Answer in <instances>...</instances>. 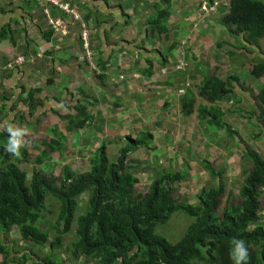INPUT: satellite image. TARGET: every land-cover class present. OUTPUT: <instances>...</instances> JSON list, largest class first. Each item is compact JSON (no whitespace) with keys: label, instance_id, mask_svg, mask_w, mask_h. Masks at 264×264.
Wrapping results in <instances>:
<instances>
[{"label":"crops","instance_id":"crops-1","mask_svg":"<svg viewBox=\"0 0 264 264\" xmlns=\"http://www.w3.org/2000/svg\"><path fill=\"white\" fill-rule=\"evenodd\" d=\"M56 1L61 7L46 0H0V67L26 60L0 77V105H11L10 117L3 114L0 122L15 119L11 126L26 130L23 147L31 138V147L62 139L60 163L77 159L87 172L89 157L102 149L116 160L129 137L143 140L128 158L138 167L134 174L144 185L139 191L164 172L185 173L178 193L189 202L204 187L225 188L237 177L243 183L251 168L244 150L264 158V123L255 99L264 75L251 72L264 64V38L250 45L243 35L226 32L220 20L228 2L205 17L200 11L205 0H172L170 16L162 21L167 32L156 35L150 21L162 0ZM51 21L63 23V29H54ZM84 35L90 36V50L82 45ZM213 78L239 81L234 96L210 104L200 93ZM31 93V102L40 100L53 112L42 115L38 107L30 114L23 101ZM201 107L219 110L232 131L209 124L213 115L202 117ZM82 112L90 120L70 131L69 121L85 120ZM260 192L264 223V188Z\"/></svg>","mask_w":264,"mask_h":264},{"label":"trees","instance_id":"trees-1","mask_svg":"<svg viewBox=\"0 0 264 264\" xmlns=\"http://www.w3.org/2000/svg\"><path fill=\"white\" fill-rule=\"evenodd\" d=\"M171 1L162 0L164 7L156 8V15L150 21L152 33L166 34L162 21L170 16ZM225 2L230 7L220 20L222 28L228 33L243 35L247 44L257 45L264 38V0H205L200 3V11L205 17L211 16ZM215 3L219 4L213 7ZM82 45L85 48L84 40ZM17 61L18 58L10 64L15 66ZM13 71L0 67L1 75ZM251 72L256 78L263 76L264 64H257ZM234 82L239 83L233 79H208L200 94L210 104L225 101L234 96ZM32 98L31 93L23 101L30 114L34 115L38 107L43 108L42 115L53 112L52 107L40 100L31 102ZM255 99L259 118L264 123V89ZM10 107L3 101L0 116H9ZM19 113L23 112L14 113L13 117L17 118ZM199 113L202 117L213 115L208 122L216 128L232 131L223 123L219 110L201 107ZM81 115L84 121L74 124L69 121L70 131L90 120L87 113ZM14 123L15 119L7 122L6 118L0 122L3 125L0 128V264H66L69 261L73 264L81 258L85 259L83 264H234L230 256L235 247L231 243L233 238L243 240L247 248L248 258L243 264H264V223L259 217L264 158L254 150H244V159L251 163V168L244 173L238 199L233 200L236 198L233 193L228 195L222 213L219 209L225 195L222 185L204 187L195 202H183L175 197L179 184L187 177L185 173L164 172L154 179L149 189L139 191L140 179L134 174L138 167L131 165L128 158L142 148L143 140L130 137L128 147L122 148L116 160L104 148L89 157V171L73 172L58 160L55 163L60 168L59 174L49 176L41 167L49 166L53 154H60L64 148L62 139H52L39 147L29 176L15 156L5 151L9 139L6 128ZM38 123L36 119L35 124ZM33 140L27 141L19 157H30ZM86 194L88 197H83ZM48 197L56 207L55 214L46 209ZM177 214L186 215L193 223L183 240L173 244L158 235L156 227L167 225ZM47 216L54 220H48ZM15 232L26 246L23 250L10 238ZM69 235H74V241L67 244L65 238ZM65 244L69 246L70 259L58 261L52 253ZM46 247L49 253L42 256L36 253Z\"/></svg>","mask_w":264,"mask_h":264},{"label":"rangeland","instance_id":"rangeland-1","mask_svg":"<svg viewBox=\"0 0 264 264\" xmlns=\"http://www.w3.org/2000/svg\"><path fill=\"white\" fill-rule=\"evenodd\" d=\"M58 3H59L58 1H54L53 2V4H58ZM89 49H92V46H90ZM16 69H17V67H13L12 68V70H14V71ZM0 77H2L1 74H0ZM126 147H128V146H126ZM20 150H24V147H21ZM39 151H40V148L39 147H32L31 149H29V152H31V154H30V157L28 159H26L25 157H22V158L21 157H15L20 162V168L22 170L26 171L29 176L31 175V172H32L33 167H35V164L32 163L33 160H31L30 158H31V156L33 157V159L36 158L37 157V153ZM78 154H82V152L81 153H78ZM59 157L60 156H59L58 153L57 154H53V160L51 161V163L49 164V166H43V167H41V170H43L49 176H51V175H58L59 174V171H60V168L57 167V168L54 169L53 165H54L55 161H57L59 159ZM52 162H53V164H52ZM68 165H69V167H71V170L73 172H77V173L84 172L83 169H82L81 164H79V161L77 159H76L75 162L69 161L68 162ZM238 178H240V177H237L236 178V181H235L236 183H234L232 185L224 184V186H225V188H224L225 195L222 198V202H221V205H220V208H219L222 213H223L224 208H225V203L227 201L226 198H227V195H228L227 193L228 192L233 193L232 195L234 197H236L233 200H236L239 197L238 195L240 193L239 191H240L241 181ZM143 187H144V185H143ZM143 187H139L138 190L144 189ZM88 195L89 194H86L83 197L86 198V197H88ZM175 197H177L179 200H181L183 202L189 201V196L187 194L178 193L177 195H175ZM191 202H195V200L194 201H191ZM263 204H264V201H263ZM46 209L49 212H52L54 214L56 213V207H54L53 202H51L49 200V197L46 199ZM49 212L47 214H49ZM47 214H45V215H47ZM47 219L48 220H54V217L47 216ZM192 223H193V220L190 219L189 217H187L186 215H184V214H177V215H174L172 217L171 221L167 225L156 227V233L158 235H160L161 237L167 239L169 242H171L173 244H177V243H179V242H181L183 240V238L187 234V232L189 230V227L192 225ZM44 229H47V227L44 228ZM10 238L13 241H15V240L17 241L16 243H17V248L18 249H22L23 250L26 247L25 245H23L20 242V237H19L18 233L15 232V233L11 234L10 235ZM72 240L74 241V235H69L68 237L65 238L66 243L67 242L69 243ZM7 244H9V243H7ZM67 244H65L61 249L56 250V251H54L52 253V254H56V258H57L58 261H66L67 262V260L70 259V254H69V250H68L69 249V246ZM13 253H15V252H13ZM36 253L42 256L44 254L49 253V248L46 247V249H43L42 251H39V252H36ZM84 260H85L84 258H81V260H79V262H77V263L75 262L73 264H83L84 263ZM29 264H31V263H29ZM66 264H71V263L69 261Z\"/></svg>","mask_w":264,"mask_h":264},{"label":"clouds","instance_id":"clouds-1","mask_svg":"<svg viewBox=\"0 0 264 264\" xmlns=\"http://www.w3.org/2000/svg\"><path fill=\"white\" fill-rule=\"evenodd\" d=\"M6 131L9 139L5 151L11 156L19 157L21 155L20 149L24 146L23 137L26 135V130L23 128H13L9 125ZM231 243L235 246L230 253L231 259L234 261V264H243L248 258V251L244 241L233 238Z\"/></svg>","mask_w":264,"mask_h":264},{"label":"built area","instance_id":"built-area-1","mask_svg":"<svg viewBox=\"0 0 264 264\" xmlns=\"http://www.w3.org/2000/svg\"><path fill=\"white\" fill-rule=\"evenodd\" d=\"M47 1L50 2L51 4H53V2L56 1V0H47ZM53 5L60 6V3L53 4ZM205 5L206 4H204V6H203L204 9H206V6ZM217 5H218V3H215L213 7H216ZM65 9L68 10V6H66ZM50 24H51V26L54 29H58V30L63 29V27H64V24L61 23V22H58V21L57 22H52L51 21ZM83 40L85 41V48H86V50H90L89 49L90 46H91L90 41H89L90 40V36L89 35H84ZM24 63H25V59L24 58H18V61L15 63V66H13L12 64H8L5 67H8V69H11L12 70L13 67H17V68L18 67H21ZM184 67H185L184 65H181V66H179V69L181 70Z\"/></svg>","mask_w":264,"mask_h":264}]
</instances>
